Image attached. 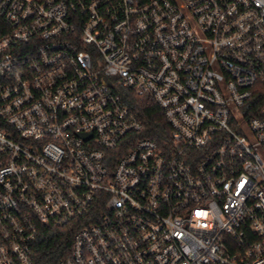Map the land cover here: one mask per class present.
I'll return each mask as SVG.
<instances>
[{
  "label": "built area",
  "instance_id": "2783aa9c",
  "mask_svg": "<svg viewBox=\"0 0 264 264\" xmlns=\"http://www.w3.org/2000/svg\"><path fill=\"white\" fill-rule=\"evenodd\" d=\"M257 83L264 0H0V264L70 222L58 264H264Z\"/></svg>",
  "mask_w": 264,
  "mask_h": 264
},
{
  "label": "trees",
  "instance_id": "16d2710c",
  "mask_svg": "<svg viewBox=\"0 0 264 264\" xmlns=\"http://www.w3.org/2000/svg\"><path fill=\"white\" fill-rule=\"evenodd\" d=\"M131 110L142 119L145 124V137L163 141L168 139L169 127L158 105L152 100L138 96L131 91L123 93ZM264 106V87L257 83L254 87L252 98L246 103L243 112L247 118L258 115ZM79 224L70 222L65 226H42L40 227L37 240L33 247L35 264H58L69 256L73 235Z\"/></svg>",
  "mask_w": 264,
  "mask_h": 264
}]
</instances>
